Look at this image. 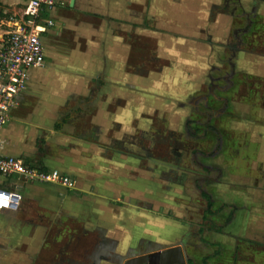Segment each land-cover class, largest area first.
Wrapping results in <instances>:
<instances>
[{
    "label": "rangeland",
    "instance_id": "374dc122",
    "mask_svg": "<svg viewBox=\"0 0 264 264\" xmlns=\"http://www.w3.org/2000/svg\"><path fill=\"white\" fill-rule=\"evenodd\" d=\"M228 5L237 9L233 0ZM233 13L225 29L210 17L182 27L163 21L167 31L144 35L142 26L152 22L140 21L129 39L120 38L132 53L116 50L111 63L100 54L102 39L92 52L75 33L69 39L75 46L62 30L53 39L46 35L55 64L71 69L50 72L47 82L23 95L18 112L29 121L33 113H48V128L57 113L75 115L76 132L62 130L69 144L48 135L49 146L34 137L30 145L37 152L39 144L56 161L70 162V153L82 166L89 163L99 182L73 193L77 186L60 180L27 187L19 178L6 180L2 186L21 190L16 208L0 213V264L80 259L92 241L82 222L93 219L80 218L78 208L77 215L64 212L71 193L78 194L79 207L94 199L111 209L102 223L120 226L103 227V237L116 233L114 242L131 258L162 240L182 242L190 264H264V12ZM79 50L90 51L92 62L80 60ZM70 74L78 77L75 92H61L58 102L53 83ZM46 102L55 104L52 110H43ZM94 113H103L97 134ZM77 144L86 150L72 149ZM57 172L53 177L72 181Z\"/></svg>",
    "mask_w": 264,
    "mask_h": 264
},
{
    "label": "crops",
    "instance_id": "0c3cea01",
    "mask_svg": "<svg viewBox=\"0 0 264 264\" xmlns=\"http://www.w3.org/2000/svg\"><path fill=\"white\" fill-rule=\"evenodd\" d=\"M14 1L16 2V0H0V43L4 33L9 29L8 26L11 27L8 20L16 18L18 21H21L22 19L24 10L19 7V2L21 0H18V7ZM231 1L232 0H58L56 7L47 14V18L53 22L54 26L42 36L45 47L44 65L30 71L27 87L17 98V105L11 110L9 120L0 133L3 153L23 160L35 159V162H33L34 160H31L34 165H37V163L42 164L47 170V173L52 175L58 171L57 173H65L71 176L74 186H77V189L72 191L73 193L78 192L80 189H89L91 187L90 185L97 188L96 186L99 179L93 177V173L89 168V163H83L82 166L81 163L74 160L76 159L75 156L69 155L70 153H66L67 157L72 158L70 162L62 161L61 158L58 159L60 161H56L57 158L50 155L45 148L42 149L39 144H37V152L35 147L30 145V142H33V137L36 139L35 141H38L40 144L46 143L49 146L50 138L48 137L50 135H55L57 142H59V139H62L63 129L66 132L69 131L70 133H75L77 130V126H73L76 118H74L75 115L72 113H57L56 115L55 113H50L55 116L53 117L52 127L48 128V126L44 125V114L47 115L48 113H33L38 116V118L36 119L35 116L34 119L29 121L20 116L23 113L18 112L19 104L20 107L22 106L21 101L24 97L23 95L26 96L30 90L32 93V88L37 86V83H41L42 81L45 82L46 79L50 78V74H52L50 72L71 69V66L66 62L55 64V61L53 60L56 59L51 51L52 46L51 48L49 47L51 45L50 42L48 46V39L55 38V31L62 30L64 31V34L67 35L66 41L69 42L68 45L75 46L78 44L76 41H69L70 37L75 33L80 40L83 39L82 43L84 47L92 52L93 48L99 45V39H102L103 42H101L100 54L106 55L107 61L111 63L115 61L113 58V52L116 50L126 54L129 52L132 53V46L120 41V38L125 37L126 39H129L134 32V24L140 21L149 20L152 22V27L149 26L147 28L146 24L142 26V31L145 35V32L148 31L149 33L157 30L167 31L166 24H170L171 21L177 23L179 27H182L187 23H191L192 25L193 22L204 21V19L209 20L210 17L212 18V22L215 23L214 27H220L219 24L222 23L225 29L230 27L232 20H234L233 12L242 11L244 14L256 13L258 15L264 12V0H233L234 6L237 7L234 11L231 8V5H228ZM26 5L27 3L25 4L24 9ZM223 9L226 10L222 11ZM16 10H18V14ZM17 15L18 18L16 17ZM76 15H78V17H76ZM75 19H79V23H77ZM163 21L166 24H161ZM153 27L154 29H151ZM46 35L48 39H45ZM77 53V55L80 56V60L83 58L87 64L92 62L91 59H93V57L90 55V51L83 52V50H79ZM101 55L97 58L98 62H103L104 60V57ZM99 59H102V61ZM81 68H83V65H81ZM82 79H84V77ZM75 80H78L76 74L62 75L61 79L53 83V87H55L52 89L53 92L58 90L56 92L58 94V102H60L61 99L64 100L61 92H75V86L77 85V81ZM54 105L55 104L53 103L46 102L43 105V110H52ZM59 114L62 115V118L57 116ZM66 117L67 121L63 124L62 128L59 131H55L53 125ZM102 118L103 113H94L92 123L95 126V134H97L99 129L101 130L99 126H102V123H104ZM24 122L28 123V125ZM71 122L73 123L71 124ZM81 128L82 127H80V129ZM37 133L42 135L39 134L37 136ZM64 142L65 144H69V140L65 139ZM72 149L86 150L85 147H79L78 144ZM84 160L86 161V158ZM95 165H97V163ZM99 169L101 170V167ZM54 170H56V172ZM0 178L2 179L0 186H2L6 181L5 178ZM16 181V183H18V179ZM20 181L25 187L33 186L34 184L42 185L43 183L40 181ZM2 187L8 189L6 185ZM20 190L21 187L19 188V193ZM16 199H18V197ZM66 200L63 208L65 213L68 211L77 215V210L82 209L84 216H80V218L84 217L87 219L88 216V218L93 219L92 222L89 220H83L84 222H82V229L85 231V234H88L87 236H92L88 237L92 240L88 244V248H85V251H82V255L79 257L80 259L70 257L67 260V264H120L121 261L129 256L130 252L127 250L126 246H124V250H121L119 247V243L121 242H114L119 239L116 236V233L112 232L109 237H103V227L110 226L108 228L114 231L120 226L111 222L102 223L101 219H106L104 218V213L107 212L109 214L111 209H106L104 211V208L101 205L95 204L96 200L94 199L91 200L92 203L89 205L79 207L80 201L78 194L71 193L70 196L66 197ZM71 200L72 202L68 204V201ZM161 244H164L165 247H167L168 245L174 244V242L169 244L162 240L152 242L150 244V248L152 249L148 252L164 248L160 247ZM236 264H238V261ZM239 264L245 263L239 261Z\"/></svg>",
    "mask_w": 264,
    "mask_h": 264
},
{
    "label": "built area",
    "instance_id": "2783aa9c",
    "mask_svg": "<svg viewBox=\"0 0 264 264\" xmlns=\"http://www.w3.org/2000/svg\"><path fill=\"white\" fill-rule=\"evenodd\" d=\"M58 0H28L21 21L9 19V29L0 43V133L9 120L11 110L17 105V98L25 91L29 73L44 65L45 47L42 36L54 24L48 18H42L52 11ZM21 158L3 153L0 140V177L13 182L40 181L52 183L62 181L65 186L73 187L68 178L58 179L52 174L36 171ZM18 197V199H16ZM20 199L19 192L0 186V213L12 211Z\"/></svg>",
    "mask_w": 264,
    "mask_h": 264
},
{
    "label": "flooded vegetation",
    "instance_id": "af4514ba",
    "mask_svg": "<svg viewBox=\"0 0 264 264\" xmlns=\"http://www.w3.org/2000/svg\"><path fill=\"white\" fill-rule=\"evenodd\" d=\"M175 243H180V245L175 246L176 249L174 251L166 252V247H164L153 256H150L148 253L147 257L139 261L137 264H190V257L187 255V251H184L182 246L183 243L178 241L174 242V244ZM128 257L131 256L129 255Z\"/></svg>",
    "mask_w": 264,
    "mask_h": 264
},
{
    "label": "trees",
    "instance_id": "16d2710c",
    "mask_svg": "<svg viewBox=\"0 0 264 264\" xmlns=\"http://www.w3.org/2000/svg\"><path fill=\"white\" fill-rule=\"evenodd\" d=\"M42 18H47L46 13H44V14L42 15ZM66 121H67V117L61 119V120L58 121V122H56V123L53 125V129H54L55 131H59V130L62 128L63 124H64ZM24 161H26V162H25L26 164L30 165V168L33 167L34 169H36V171H38V172H42V173H44V174H47V170L42 166V164L37 163V165L32 166V165H33V164H31L32 162L29 161L28 159H27V160H24ZM31 166H32V167H31ZM9 179H10V178H9ZM9 179H7V180H9ZM206 198L208 199L207 196H206ZM211 206H212V203H211V201L208 200V203H207V207H208V209H210ZM209 212L212 213V214L214 213V212H211L210 210H209ZM210 230H213V229H210Z\"/></svg>",
    "mask_w": 264,
    "mask_h": 264
},
{
    "label": "water",
    "instance_id": "95a60500",
    "mask_svg": "<svg viewBox=\"0 0 264 264\" xmlns=\"http://www.w3.org/2000/svg\"><path fill=\"white\" fill-rule=\"evenodd\" d=\"M177 245H180V243H175L174 245H169L168 247H166V252H172L176 249L175 246ZM159 250L157 251H152V252H147V253H144V255H141V256H138V257H127L125 258L121 264H137L139 261H141L142 259H144L145 257H147V254L149 253L150 256H153L155 255L156 252H158Z\"/></svg>",
    "mask_w": 264,
    "mask_h": 264
}]
</instances>
